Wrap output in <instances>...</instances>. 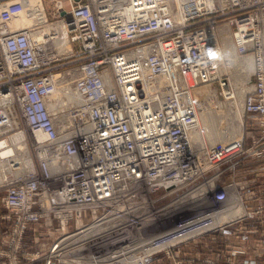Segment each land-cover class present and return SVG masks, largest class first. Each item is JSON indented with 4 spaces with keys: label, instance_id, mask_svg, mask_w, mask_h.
Instances as JSON below:
<instances>
[{
    "label": "built area",
    "instance_id": "1",
    "mask_svg": "<svg viewBox=\"0 0 264 264\" xmlns=\"http://www.w3.org/2000/svg\"><path fill=\"white\" fill-rule=\"evenodd\" d=\"M11 1L0 0V21H7L0 25V138L6 139L2 132L18 125L13 133L23 131L9 138L22 134L27 150L36 154L33 172L25 171L19 179L13 177L24 171L19 164L0 170L2 205L15 217L12 264H21L19 250L35 224H42L56 238L45 253L26 254L23 259L46 264H147L152 255L170 253L175 246L209 232L208 219L215 212L224 213L230 192L237 191L225 181L226 176L249 155L262 154L257 149L246 153L239 139L192 147L190 135L199 131V124L192 116L194 101L188 90L167 94L163 110L151 111L136 82L141 80L140 70L175 68L183 70L189 89L218 83L224 90L227 81L216 71V63L205 58L217 41L202 37L199 49L195 41L192 46L186 40L195 33L214 31L219 36L217 27L230 22L235 41L242 34L248 45L252 42L247 52L255 60V85L243 110L259 115L264 127V0H221L236 4L221 13L207 5L214 0H173L172 5L183 9L166 7L168 0H113L93 6L77 0L71 19L64 18L61 24L65 40L70 42L72 36L73 42L82 41L93 59L88 67L75 70L79 78L74 83V92L83 96L87 105L83 108L90 112L79 126L73 119L76 128L68 136L61 133V124L55 125L48 108L56 76L50 74L47 63L42 64L48 51L41 49L50 46H35L29 30L10 27ZM125 6L131 9L132 23L114 18ZM177 14L187 24L173 25ZM160 45L170 48L171 55L160 58L163 51L153 50ZM236 45L240 56L246 57V51ZM135 53L137 62L129 59ZM105 66L111 71H101ZM106 74L114 92L105 85ZM152 80L158 82L159 77L149 76L148 81ZM180 108L188 113H180ZM198 191L203 193L199 206L190 202Z\"/></svg>",
    "mask_w": 264,
    "mask_h": 264
},
{
    "label": "rangeland",
    "instance_id": "2",
    "mask_svg": "<svg viewBox=\"0 0 264 264\" xmlns=\"http://www.w3.org/2000/svg\"><path fill=\"white\" fill-rule=\"evenodd\" d=\"M13 1L17 2L15 0H13ZM13 1H11V2L13 3ZM85 1H87V3L84 4L82 2V0H80V3L81 4L83 3L82 5H84V6H89V5L93 6L95 4L92 5V3H95V2H98L99 4L104 3V2H109V0H85ZM11 2H9V3H11ZM2 5L6 6V4H2ZM41 5H42L43 11L45 13V16L47 18V20H46L47 22L45 25L52 27V29H53L52 34H54L56 32L54 34V36L52 37V38H54L53 40L59 39L60 37L63 38L64 37L63 33L65 34L66 30H65V26H63L61 24V20L63 19V21H64L65 20L64 18H66L67 20L71 19L72 11L78 5L77 0H74L73 3L69 0H41ZM173 8H175V7H173ZM64 11H65V14L62 18V13ZM18 19H19V16H17V17L13 16V21L10 24L11 28L12 27L16 28V27H18V25L25 27L23 22L18 23ZM4 21L5 20L0 21V25H2V23H5ZM39 28L41 29L42 27L39 26ZM203 29H207V26H203ZM27 30H29V32L35 31L36 27H32V28H29ZM58 32H61L62 35H61V33H58ZM69 40H70V42L65 41V39H64V41H65L64 47L62 45H60L59 43H54V41L48 42V43L46 41L45 42L46 45H48L50 43L51 44L49 45L50 47H46L47 48L46 50L41 49V51L44 53H46L48 51L47 58H46L47 62L45 60L44 62H42V64L44 65L47 63V65H49V67L51 69L50 74L53 76H56L55 80L57 81L58 85L68 86V87H70L69 89H71L70 92H72V91L74 92V86H75L74 83L79 78V74L75 73V70L79 67H80V69L88 67L89 65L92 64L93 59L88 54L86 44H84L82 41L73 42L72 36L70 37ZM150 43H153V42H150ZM96 47L98 49L103 48L102 46H100V44H96ZM132 49H133V47H132ZM124 52H126V51L124 50ZM237 53H238L239 59H245L246 61L249 60L252 56L250 54H246L247 56L246 57L244 56V58H243L242 56H240L239 50L237 51ZM234 59H235V57H234ZM94 60L96 61V59H94ZM250 61L253 65V61L251 59H250ZM225 64L227 66L230 65V67H232V65H233L231 62H227V63L225 62ZM5 67H6V65H5ZM111 69L109 68V66H105L101 71H105V70L111 71ZM253 71L255 72V66L254 65H253ZM229 75L230 74H228V73L222 74V76H224V81H227L228 85L230 86L229 91L231 92V91H233V87L231 86V84L233 82L230 81L231 76H229ZM246 81L248 82L247 87L244 88V90H245L244 92L246 94L241 96V92H242L241 88H240V90L238 89V91L236 92V93H238V95L236 97L237 98L236 101L238 102V100H239L240 103H237L238 104V106H237L238 111L235 115L231 114V112H230V111H232L233 108H232L231 102L226 101L225 89L223 90L218 83L213 84L214 86L212 88L211 87L208 88L209 89L208 91L214 90L216 92V94H215L214 101H209L208 104L205 105V109L208 107L214 108V106L216 107L217 105L222 104L224 107V111L230 117H233L232 118L233 121L231 123H233L234 126L229 128L230 133L228 134V128L226 129V126H221L224 122L221 123L220 121H218L216 123H218V125L220 124L219 132L220 133L227 132V133H225L224 136H226L225 138L229 142L235 141L238 139L243 140L244 141V151L246 153H249L252 150L257 149L256 151H258L260 154H262L261 157H254L253 154H251V155H249V157L247 159H245V160L259 161L261 166H262L263 187L260 191V194L262 195L261 202H259V205H257V207L254 208V210L252 212L248 213V211L247 210L245 211V209H244L240 216L233 217V219L231 221H230V219L226 220V224H223L220 226H213L210 229V231L207 232L206 234L197 235V236L193 237V239L187 243L175 246L174 248H172L170 253L162 252L160 254L152 255L149 258V261L147 262V264H220L218 254H215L212 258L209 259L207 256H205L204 251L202 249H198V248L201 246L207 245L208 242L213 244V246L218 245L219 244L218 242L220 240L219 236L223 233V231L226 230V227L229 224H234V227H235V225H239V222L241 224H244L245 226H247L246 230L249 228L248 225H250V224H257L258 225L257 228H259V233H258L259 238L257 239V241H258L257 246H258V250L260 251L261 254L256 257L257 260H255V261H248L247 260L243 263H236L233 260L234 262L233 261L230 262V259L235 258V252H233L234 249H232V250L228 251L230 257H229L228 261L226 262V264H257L258 261H264V127L262 126V118H260L259 115L246 114L245 110H243V104H244L245 98L253 90V86L255 85L254 74H252L251 77L246 76ZM168 93H169L168 89L164 85L161 89V97L164 98ZM64 96H65V94L57 96V97L55 96L56 100L58 102L57 108L60 111V114L59 115L57 114V115H58L59 119L62 116V118L64 119V121H62V123L69 126L73 122V119H75V116L77 114V112H76L77 104H75L73 102L70 103L68 100H66L64 98ZM230 98H231V96H230ZM208 99L211 100L212 97L208 96ZM231 100H233V99H231ZM60 106H62L61 110H60ZM226 107L228 109H226ZM0 110H2L1 107H0ZM201 113H203V112H202V110H200V108L196 109L195 120H197V116H199L200 128H202V130H205L206 126L203 124V121L201 120V117H202ZM241 115L243 117L242 132L240 131L241 130L240 128H237V133H236V132H234V130H235V127L238 126V124L241 121ZM15 119H16V117H15ZM17 127H18V125H16L15 128H13V130L7 129V130L3 131L2 133L5 134L4 137L6 139H8L10 136L15 135V134L23 131V130H21V131L15 132V133L11 132V131H14L15 129H17ZM200 128H199V130H200ZM238 129H239V132H238ZM233 132L236 133V135H234ZM202 134H205V131H202ZM0 136H2V134ZM13 139H15V137ZM0 141H2V140H0ZM213 141L219 142V141H221V138H219V136L213 137ZM229 142H227V143H229ZM20 144L21 143H16L15 145L22 147V145H20ZM216 145H219V144L217 143ZM21 147H20V149L17 150L16 157L19 160H24V161L26 158H28V160L30 162V166L31 167L34 166V168H35L34 164L36 163V159L34 157L36 156V154H32V152L30 154V151L27 150L28 151L27 152ZM245 160H243V161H245ZM12 165H17V163H13ZM18 166H21V165L19 164ZM14 167H17V166H14ZM5 169H6V167L4 168V170ZM237 169H236V171H237ZM0 170H2V169H0ZM235 172L228 174V175L235 174ZM228 175L226 177H228ZM232 192L235 193L234 194L235 198L233 195H231V192H230L229 200H231V202H230V204L225 205L226 213L227 214L230 213V214H228V216L232 215L234 211L239 209V206L240 207L244 206V204H243L244 200H243L241 192L234 191V190H232ZM3 197H4V194L0 193V217H2V220H0V229H2V228L5 229L4 232H2L0 234V263L12 264V260L16 258L15 250H13V249H15L16 244H17L16 240H14L12 238V235L14 234L13 229L15 227V224H14L15 217L13 215H11L9 213V211H7L3 207V205H2ZM244 212H247V213L244 214ZM226 213L222 214V215H227ZM235 222H237V223L235 224ZM42 223L45 224L44 222H42ZM55 238H56V234L52 233V232H48L43 227L42 224L33 225L30 232H28L26 234V236H24V239H23L24 242L22 244V248L20 247L22 249V250L21 249L19 250V252H21V255L19 258L20 263L21 264H46V261L45 262L30 263V262L24 260L23 258H25L26 254H30V255L34 256L37 253H40V254L45 253L49 249L50 245L54 242ZM194 238H196V239H194ZM205 240H206V242H205ZM19 252H18V254H19ZM206 255H209V254H206Z\"/></svg>",
    "mask_w": 264,
    "mask_h": 264
},
{
    "label": "bare ground",
    "instance_id": "3",
    "mask_svg": "<svg viewBox=\"0 0 264 264\" xmlns=\"http://www.w3.org/2000/svg\"><path fill=\"white\" fill-rule=\"evenodd\" d=\"M112 2H113V0H109V3H112ZM172 2H173V0H168L167 1L168 4H166V7H168V8L178 7V6L181 7L180 4H177V5L173 4L172 5ZM97 3L98 2H95L94 4H97ZM207 5L209 7H211L212 9H214L216 12L221 13V12H227L232 6H234L236 4L227 5V4H223V2L221 0H218L217 3L214 0V1H209ZM11 6H13V9H14L13 16H16V17L19 16L18 23L23 22L25 27H26L25 28V27H22L20 25H18V27H16V28L12 27V29L14 31H17V30L21 31L24 29L27 30L29 28L36 27V30L31 31V33H30V38L32 39L35 46L46 45V43H45L46 41H47V43L54 41V43H59L63 47L65 46V44H64V42L66 41V40L64 41V39H66L65 34L63 33V35H64L63 38L60 37L59 39L53 40L54 38H52V37L54 36V34L56 32L54 34H52V32H53L52 27L45 25L47 22L46 21L47 18L45 16L44 11H43V8L41 5V0H20L17 2H13L11 4ZM197 6L199 7L198 4H197ZM181 8L183 9L184 7H181ZM179 10H180V14H181L182 10L180 8H179ZM1 11H3L2 8H0V13H1ZM64 14H65V11L62 14V17L64 16ZM114 18H117L123 22L132 23L133 19H132L131 9L128 6H125L124 9H121L120 11H118L114 14ZM184 19L182 21L180 15L177 14L176 18L173 19V25L180 26V25H183L182 24L183 22L185 24H187ZM135 20H136V18H135ZM39 26L42 27L41 28L42 30L39 28ZM213 27L215 28V27H217V25H214ZM230 27H231L230 22L228 25L227 24H220L219 29L217 27L219 36H216V32H214V31H212L210 34H204V35H201L199 33H195L191 36L190 39H187L186 42H193V44H192V46H193L194 41H195V43L198 44V48L200 49L201 48V42L199 40H202V37L204 39L213 38V39H215V41H217V43H215L214 48H209V56L210 57L209 58L205 57V56H203V57H205L207 59V61H209L211 59L216 63L215 67H216V71L218 72V74L219 73L230 74L229 75V76H231L230 81L233 82L232 83L233 85L231 84V86L233 87V91H231V92L229 91L230 86L228 85V87L225 88V96H226V101L231 102V105L233 108L232 111H230L231 114L235 115L238 111L237 110L238 109L237 103H240L239 100H238V102L236 101V99H237L236 97L238 95V93H236V92L238 91V89L240 90V88H241V90H242L241 96L246 94L244 92L245 91L244 88L247 87V85H248V82L246 81V76L251 77L252 74L254 73L253 65L255 64V60H254V56L252 55L250 58L253 61V65H252L250 59L246 61L245 59H239L238 58L237 51L239 49H238L236 44H238V46L243 50V52L246 51L245 54H249L247 52V50L250 48V46H252V42L248 45L246 42V39L243 37L242 34L238 35L237 36L238 39H237V41H235L234 37H232L231 33H233V32H232V29ZM103 32H105V33L107 32L105 25H104ZM58 33H61V32H58ZM61 35H62V33H61ZM206 45L208 46L209 44H206ZM153 50H155L156 53H159V50L163 51V52H160V54H161L159 56L160 58L164 57L162 55H164L165 53L171 55L170 48H168V47L162 48V45H160L159 47H154ZM186 51L188 52L189 50H186ZM194 51L197 52L198 50L196 49ZM234 57H235V59H234ZM129 59L132 61H136L137 59H139V56L137 55V53L130 54ZM226 61L231 62L233 64L232 67H230V65L227 66L225 64ZM182 71L183 70L174 68V69H167V70L161 71V72L146 70V71H143L141 73V70H140L139 76H141V80L136 82V84L140 86V91H141L140 95H142L143 100L148 102V105H149V108L151 111H153V110L160 111V110H163L161 107L163 106V101L165 100V97H166V96L164 98L161 97V89L164 85L167 88H169L168 94H170L171 96H173L174 94L180 95L182 93V91L188 90V97L192 101H194V106H193L194 110H192L193 111L192 116H195L196 115V109L200 108V110H202V112H203V113H201V116H202L201 120L203 121V124L206 126L205 130H202V128H200V120H199V116H197V120H195V121L197 122V125L199 124L200 130L199 131L195 130L196 131L195 133L191 132L190 137H191L192 147L203 148V146L205 144L213 147V146H218V145H216L217 143L219 145H224L225 143L229 142L228 140H226V138H225L226 136H224L225 133H227V132L220 133L219 132L220 124L218 125V123H216V122H218V121H220L221 123L224 122L221 126H226V129L228 128V134H229L230 133L229 128L234 126V124L231 123L233 121L232 120L233 117H230L224 111V107L222 104L221 105L216 104L217 106L216 107L214 106V108L208 107L205 109V105L208 104L209 101H214L216 92L214 90L208 91L209 90L208 88H210V87H204V88H201V89H198L195 91L192 90V88L189 89V87H187V85L184 83L185 79L184 80L182 79ZM162 73L163 74L165 73L166 76H164ZM106 75L108 77L104 78L105 85L109 89V92H114V87L111 86L109 83H107L109 81L108 78L111 79L110 74H106ZM187 75H189V74L185 75L186 78H187ZM149 76L159 77V81L158 82H154L155 80L148 81ZM165 77H166V79H164ZM135 85H133V87ZM67 87L68 86L58 85L57 81H56V90L49 100L48 108H49L50 112L55 116V121H57V123L55 122V125L61 124L59 126V127H61L60 128L61 133L67 134V136H68L70 134H73V132L76 128V126H75L76 122L75 123L72 122L69 126L62 123V121H64L62 116L60 115L61 116L60 119L57 116V114L58 115L60 114V111L57 108L58 102L56 100V97L65 94L64 98L66 100H68L70 103L73 102V103L77 104V107H76L77 114H76L75 119H74L75 121L78 120L77 126H79L81 119H83L84 115H87L90 112V110H88L87 108L86 109L83 108L84 106H87L84 103L83 96L81 94H78V93L73 92V91L70 92V90H71V89H69L70 87H68V88ZM148 87L149 88H155L156 90L148 89ZM129 91L132 92L131 90H129ZM131 96H132V94L130 95V98H131ZM208 96H211L212 99L211 100L208 99ZM230 96H231V98H230ZM231 99H233V100H231ZM177 102L179 104H182V100H178ZM243 107H244V104H243ZM61 108H62V106H60V110H61ZM226 109H228V108L226 107ZM146 113H148V112H145L144 114H146ZM180 113H182V108H180ZM183 113L184 114L188 113V111L187 110L183 111ZM242 115H241L240 123L238 124V126L235 127L234 132H236V133H237V128H240L241 129L240 131L242 132V125H243ZM77 128H79V127H77ZM1 131H0V133H1ZM202 131H205V134H201ZM11 132H13V131H11ZM234 132H233V134L236 135V133H234ZM238 132H239V129H238ZM42 136H43L42 134H37V137L40 140L43 138ZM216 136H219V138H221V141H219V142L213 141V137H216ZM11 138L3 139L2 141H0V169L4 170V168L7 165H12L13 163H17V165L20 164L21 166L23 165V168H24L23 172H16L13 174V177H16L17 179H19L20 176L25 171L33 172L34 168H33V166L32 167L30 166V162H29L28 158H26L24 161V160H19L16 157L17 150L20 149L21 146H16L15 144L21 143L20 144V145H22L21 148H23L25 151H27V147L25 146V143H26L25 139L26 138H24V136L22 134L16 135L15 139H13L14 137H11ZM0 140H1V138H0ZM202 195H203V193L201 191L192 193V200H190V202H192L193 204H197V205L200 204L201 205L203 203V200L200 199V197ZM206 198L207 197L205 196L203 199L206 200ZM197 199H199V200H197ZM187 200H188V198L185 199V201L181 199L179 201V203L187 202ZM181 209H184V208H181ZM213 214H214V216H212L211 218L208 219L209 222L212 223V227L223 225L224 223L222 220V216H223L222 214H224V213L220 214L219 212H217V213L215 212ZM194 239H196V238H194Z\"/></svg>",
    "mask_w": 264,
    "mask_h": 264
},
{
    "label": "crops",
    "instance_id": "4",
    "mask_svg": "<svg viewBox=\"0 0 264 264\" xmlns=\"http://www.w3.org/2000/svg\"><path fill=\"white\" fill-rule=\"evenodd\" d=\"M82 2L84 4L87 3L85 0H82ZM262 172V166L259 161L245 160L241 163L235 174L228 175V177L225 178L227 183H233L237 187V191L241 192L244 206H239V209L234 211L230 216H228L230 213L227 214L225 211L224 214L226 213L227 215L222 216L224 224H226V220L230 219L231 221L233 217L240 216L244 209L249 213L259 205V202L262 200V195L260 194L263 187ZM234 194L235 193L231 192V195L235 198ZM245 213L247 212H244V214ZM0 220H2V217H0ZM236 223L237 222H235V224ZM257 226V224H250L248 225L249 228L246 230L247 226L240 222L239 225H235V227L234 224H229L226 230L219 236L220 240L218 245L213 246V244L208 242L207 245L201 246L198 249H202L205 256L209 259L215 254H218L220 264H226L230 257L228 251L232 249H234L235 258L230 259V262L233 260L236 263H243L247 260L255 261L257 260L256 257L261 254L257 246V239L259 238V228H257ZM4 230V228L0 229V234L4 232ZM257 264H264V261H258Z\"/></svg>",
    "mask_w": 264,
    "mask_h": 264
}]
</instances>
